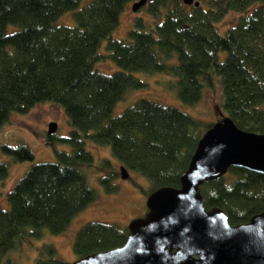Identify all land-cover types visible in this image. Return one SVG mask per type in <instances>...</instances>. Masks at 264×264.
<instances>
[{
    "label": "trees",
    "instance_id": "16d2710c",
    "mask_svg": "<svg viewBox=\"0 0 264 264\" xmlns=\"http://www.w3.org/2000/svg\"><path fill=\"white\" fill-rule=\"evenodd\" d=\"M85 1L79 7L80 0H0V128L11 112H26L41 100L60 103L72 127L67 136L45 138L68 143L70 151L56 149L55 161L33 163L7 191L8 208L0 206V264H17L10 251L21 233H61L94 199L83 169L92 161L86 138L109 146L121 167L145 176V194L179 186L198 139L213 122L147 98L111 115L117 101L144 85L131 71L171 76L166 85L185 103L197 102L218 78L224 116L241 129L264 133V0H197L196 6L146 0L140 6L145 15L134 18L127 39L111 33L126 3L135 0ZM66 10H73L75 24H55ZM228 11L238 16L219 32L215 23ZM105 56L121 69L98 71L94 63ZM1 149L13 160L33 158L25 144ZM101 164L110 168L98 180L113 192L120 171L107 159ZM7 173L0 160V180ZM200 192L206 208H222L231 224L244 222L264 209V174L232 166L204 182ZM127 234L128 228L114 223L88 221L75 234L73 252H102ZM37 252L35 264H67L51 243Z\"/></svg>",
    "mask_w": 264,
    "mask_h": 264
},
{
    "label": "water",
    "instance_id": "95a60500",
    "mask_svg": "<svg viewBox=\"0 0 264 264\" xmlns=\"http://www.w3.org/2000/svg\"><path fill=\"white\" fill-rule=\"evenodd\" d=\"M146 0H136L137 10ZM198 5L197 0H183ZM48 134L56 130L49 122ZM200 136L179 186H160L146 196V212L132 218L124 241L67 264H264V209L236 224L225 211L206 208L200 186L229 167L264 174V133L237 127L228 116ZM123 177L127 175L120 168Z\"/></svg>",
    "mask_w": 264,
    "mask_h": 264
},
{
    "label": "rangeland",
    "instance_id": "374dc122",
    "mask_svg": "<svg viewBox=\"0 0 264 264\" xmlns=\"http://www.w3.org/2000/svg\"><path fill=\"white\" fill-rule=\"evenodd\" d=\"M80 6L87 1L80 0ZM136 1V0H135ZM134 1H129L124 6L119 16L117 27L112 30L111 37L127 39V32L133 26L136 16L145 15L143 8L133 10ZM73 10H66L56 19L55 24H75ZM238 13L228 11L216 23L215 27L219 32L232 24ZM100 52L106 54L103 43ZM225 52L218 53V59L224 57ZM170 61H174L171 59ZM95 68L104 73H113L121 68L109 57L99 58L94 63ZM134 76L144 83L139 88L131 89L127 95L116 102L111 115L119 114L126 106L133 104L139 98H147L164 105H171L183 110L192 117L199 119L204 124L219 120L224 116L220 107L221 88L217 79L212 87H204L201 98L194 103H185L178 97L174 88H169L166 83L172 77L162 72L147 73L144 71H131ZM56 123V130L53 134L57 137L67 136L71 130L66 113L62 105L55 101H40L34 104L26 112L13 111L9 114L7 121L0 128V160L8 165L7 176L0 180V206L8 208L6 198L7 191L12 188L16 181L36 162L55 161V150L62 149L70 151L71 146L55 139L53 143H47L45 138L49 122ZM27 145L33 151V158L27 160H13L12 156L2 151L1 146ZM84 146L92 156V161L83 169L87 175V181L95 189V197L83 209L79 210L69 224L61 233H51L44 229L41 237L23 232L19 237L17 247L10 251V256L17 264H35L37 247L43 243H51L56 249V256L66 263L77 258L73 252V241L77 230L86 222L102 221L114 223L121 228H127L132 218L142 216L146 212V196L141 188H149V182L145 176L134 170H126L127 175L121 173L116 177L117 189L107 192L99 182L98 176L105 174L110 168L109 165L101 164L102 159H107L115 171H120V164L117 158L111 153L109 146L94 143L89 138L84 140ZM227 173V172H226ZM225 174V173H224ZM30 228H28V231Z\"/></svg>",
    "mask_w": 264,
    "mask_h": 264
}]
</instances>
